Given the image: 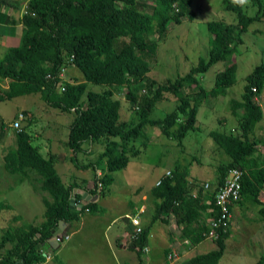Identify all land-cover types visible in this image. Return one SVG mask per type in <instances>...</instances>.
Segmentation results:
<instances>
[{
  "label": "trees",
  "instance_id": "trees-1",
  "mask_svg": "<svg viewBox=\"0 0 264 264\" xmlns=\"http://www.w3.org/2000/svg\"><path fill=\"white\" fill-rule=\"evenodd\" d=\"M145 1L27 0V10L21 19L20 45L8 48L0 58V82L8 81L0 101L39 95L51 108L73 114L66 146L75 155L84 143L103 144L99 160L104 162L105 169L97 178V170L92 168L94 179L91 188L87 189L88 194L98 199L105 196L113 183V174L126 168L129 156L139 154V150L128 146L142 136L145 128L155 127L165 137H170L173 130L178 145L189 131L196 130V115L203 101L224 97L226 90L233 85L236 69L227 65V57L242 44L241 35L248 26L259 20V17H248L243 12V0L228 1L226 9L235 13L236 24L208 22L207 58L200 59L182 77L159 83L148 77L150 68L147 60L157 48V40L152 36L162 38L167 26L180 24L186 13L191 20L194 12L190 7L197 0H153L152 5ZM253 2L259 4L260 0ZM71 56V64L81 74V80L65 82L58 75L62 68L67 67ZM217 63H223L224 68L216 74L213 87L207 91L200 86L197 76ZM244 81L240 100L229 101L230 114L236 119L238 133L209 134L229 158L226 164L217 168L216 185L205 193L198 187L197 193L192 194L197 187L193 183L196 181H189L186 174L170 172L169 176L162 178L150 193L153 215L141 233L132 239L136 253L146 244L150 227L157 221L166 225L170 218L181 228L180 236L187 240L189 246L204 241L203 233L208 229L205 220L215 217L218 211L214 206V195L230 168L243 172L239 198L230 210L235 204L243 206L247 201L259 206L258 213L264 220V202L261 200L264 157L257 150L259 143L251 138L254 126L262 118L256 98L264 86V62L253 68ZM57 83L64 85V91L57 90ZM138 83L146 90L145 95H137L131 90ZM91 86L99 87L100 91L90 90ZM123 88L127 91L125 99L137 106L136 121L120 120L121 102L115 95ZM170 95L177 101L175 110L161 119H151L149 115L155 104ZM4 127L3 124L0 126V132ZM13 136V153L21 158L25 169L21 171L9 163L4 167L9 173L19 176L17 182L27 181L34 191L45 195L41 198L44 211L39 224H22L3 233L0 249L5 243H9L11 248L0 258V264H41L44 256L39 247L52 238L59 221L67 229L85 212L102 214L104 210L96 202H85L77 208L78 194L74 204L69 205L75 185L62 183L55 169L54 156L44 157L39 148L31 146V137L25 128L14 131ZM71 161L77 168H90V164H76V157ZM7 207L0 204V210ZM219 235L214 243L215 250L193 256L182 264H217L224 253L230 228ZM254 264H264V256Z\"/></svg>",
  "mask_w": 264,
  "mask_h": 264
},
{
  "label": "rangeland",
  "instance_id": "rangeland-1",
  "mask_svg": "<svg viewBox=\"0 0 264 264\" xmlns=\"http://www.w3.org/2000/svg\"><path fill=\"white\" fill-rule=\"evenodd\" d=\"M228 1L234 2L235 0H197L190 7V11L194 12L191 20H189V14L186 13L180 24L167 26L162 38L156 39L157 35L152 36L153 40H157V48L155 54L147 60L150 68L148 77L159 83L167 80L173 81L177 77H182L188 73L191 68L197 65L200 59H206L210 39L206 24L208 22H222L226 25L236 24L235 13L226 9ZM243 1V12L248 17L257 16L259 20L253 21L248 26L246 32L241 35L242 44L236 48V52L227 57V65L234 66L236 69L233 85L226 90L224 97L207 98L203 101L196 115V130L189 131L181 140L180 145L175 139L173 130L170 137H165L155 127L145 128L142 136L134 143L129 144L128 147L136 148V150H139V154L134 157L129 156L126 168L113 174L114 182L107 188L105 196L99 199V205L106 210V213L102 216L99 215V217L83 214L80 220L81 223H72L65 232L69 239L63 245L75 243L74 240L78 238L91 244L100 245L99 251L96 252L87 249L82 250L81 248L82 255H79L81 261L98 263L106 256L104 238H108V233L104 234L103 229L112 218L125 212L124 206L132 200L136 190L141 189L142 194L148 195L145 200L146 207L147 209L151 208L152 212L153 198L149 194L154 184L157 181L161 182L160 178H163L166 172H169V175L170 172L172 174H186L187 179L198 182V186L204 183H208L211 187L216 185L217 168L226 164L229 158L223 150L218 148L209 134L211 132L231 133L233 135L238 133L236 119L230 114L229 101L232 99L240 100L245 77L253 68L264 62V17L262 16L264 13V0H260L259 4H254L253 0ZM149 2L153 3V0H149ZM20 42V35L16 36L15 42L0 40V48H2L0 58H2L8 47H17ZM223 68V63H217L212 65L204 74L197 76L200 86L207 91L210 90L214 85L216 74ZM63 78L69 80L70 76L63 73ZM74 81H76L75 78ZM139 84L131 87V90L137 95H145L146 90L142 87L141 89ZM89 89L96 92L100 91L99 87L91 86ZM126 92V88H123L115 95L121 102L120 120L124 122L136 121L137 106L131 105L125 99ZM38 96L26 95L12 100L4 99L0 102V124L3 123L7 132V134L0 132V204L5 205L11 202L15 204L18 210L27 203L31 206L30 212L19 211V214L6 209L0 210V238L4 233L3 231L17 229L19 228L17 226L32 221L34 224H39L42 221L44 210L41 203L42 194L34 191L27 181H22L21 184L17 182L19 176L9 173L2 160V151L7 150L8 144L11 145L10 147L14 145L13 131L8 128V124L12 122L21 109L30 111L36 119L33 123L24 120L23 125L21 124V128H25V131L31 137V146L42 150L45 148L43 137L46 130L44 126L47 121L54 118L46 114H40L39 109L42 110V100ZM257 99L262 111V118L254 126L251 138L259 143L257 150L264 157V86ZM36 100L37 102H35ZM176 105V99L170 95L155 104L149 117L151 119H161L167 113L174 111ZM64 116L61 120L59 119L60 123L67 119L72 122L74 117L73 114L67 113ZM63 131L64 129H62L61 134ZM8 137H10V141H8ZM102 147L104 149V146ZM76 157L79 165L84 163L81 154L78 153ZM91 160L93 163H97L99 170L105 169L103 161L96 158ZM56 168L58 171V166ZM86 174L88 178H92V170L88 169ZM9 181L14 184L12 192L8 191L5 186L9 184ZM258 209L259 206L246 201L240 210H235V215L232 218L234 224L231 235L225 241L224 253L217 264H249L264 256V221L260 217ZM144 212V214H147L146 211ZM12 215H20L21 221L16 223L8 221L9 217H13ZM152 215L148 216L147 221L151 219ZM159 223L157 221L152 225L153 228L150 227L151 235L146 244L147 247L150 246L152 264H158L161 260L159 248L154 245L155 234L164 238V235L159 231ZM172 225H174L173 222ZM79 227V232L75 234V230ZM107 243L111 249L116 250L112 241ZM214 248L211 241H206V243L198 246L196 250H192L188 257L213 251ZM64 253L67 256H72L69 250ZM84 253L90 254L88 257H84ZM126 254L134 258L137 264V253L127 251Z\"/></svg>",
  "mask_w": 264,
  "mask_h": 264
},
{
  "label": "crops",
  "instance_id": "crops-1",
  "mask_svg": "<svg viewBox=\"0 0 264 264\" xmlns=\"http://www.w3.org/2000/svg\"><path fill=\"white\" fill-rule=\"evenodd\" d=\"M145 3L147 5L153 4L149 2L148 0H146ZM24 11H25L24 5L22 3H12L10 0H0V40L1 41H5V42H15L16 41V36L20 35L21 19L24 15L23 14ZM1 52H2V48H0V54ZM64 73H67L70 76V79L68 78L69 80H65L63 78L64 81L66 82L68 81L74 82V78L76 81L81 80V75L74 66H68ZM7 85H8L7 80L0 82V86L1 88H3V90L7 88ZM256 101L258 102V99ZM35 102H37V100ZM41 109L42 110L39 109L40 114H46L48 116L53 117L54 119H52L53 121L49 120L45 123L46 125L44 126V128L46 132L44 133V137H43L44 142H45V148L43 150L40 148L39 149L40 153L44 157H47L49 155L54 156L55 169L57 171L56 166H58L57 174L59 175L62 183L65 186L75 185L73 189L82 190L83 192H87V189L91 188L92 182L94 179V173H93L92 168L95 167V170H97L96 173L97 172L100 173L101 171L97 167V163H93L91 159L92 158L99 159V156L103 150V147H102L103 144H101V142L94 143V144L90 142L84 143L81 146V150L78 153L81 154V157L84 161V163H82L81 165L90 164V168H87V169L77 168L75 164H73V162L71 161V158H75L78 153L76 155L73 154L71 150L68 149V147L66 146V142L68 139L69 126L71 124V121L68 119L67 120L65 119L66 121H64L63 123H60L61 118L65 117L64 116L65 113L59 112L58 110L51 108L43 100H42ZM19 116H22V120L20 121V126L24 120L29 121V123H33L34 121H36L34 115L30 111L21 109L18 112L17 116L13 118L12 122H14ZM11 123L8 124V128H10L9 125ZM2 124H0V126ZM62 129H64V131L61 134ZM3 133L7 134L5 127L3 129ZM7 139L8 141H10V137H8ZM7 146H8L6 147L7 150L2 151L3 153L2 160L4 164L5 163L13 164L14 166L18 167L21 171H23L25 169V164L19 156L14 155L13 153L14 145L10 147L11 145L8 144ZM94 149H96V151H94ZM75 163L78 164V160ZM88 169L92 170V178L87 177L86 172L88 171ZM164 177L165 175L163 176V178ZM113 182H114V177H113ZM157 182L154 184V187L158 186ZM193 183H195L197 187L192 193L194 194L197 193L198 187H200L201 190H203V188L201 187L203 184H201V186H198L197 184L198 182H193ZM13 185L14 184L10 183L9 181V184L5 186L8 189V191L12 192ZM43 196L45 195L42 194L41 198ZM261 196H262L261 197L262 199L261 198L260 199L264 202V188L261 190ZM147 197H148L147 194L144 195V193L143 194L141 193V189L136 190L134 192V197L132 198V200L130 202H127V204L124 206L125 212L122 213L118 217L112 218L111 221L107 224V226L103 229L104 234L108 233V238L107 237L104 238L106 242L107 253H106V256L102 258L101 262H98V263L83 262L79 259V257L82 255V252L80 251L81 248L82 250L87 249L88 251L96 252V251H99L100 245L91 244L85 240H81L78 238L74 240L75 243L72 242L71 244H64V245L61 244V245L55 246V248L52 247L53 248L52 258L50 260H46V261L44 260L41 264H136L135 259L130 257L129 254H126L127 251L135 252L136 254V251L132 248L133 243H132V237H131L133 235L135 228L131 226L128 218L131 216H138L140 226L142 228H145L147 226L148 216H150L153 213V205H152V212H151V208L147 209L146 207L147 204L145 200L147 199ZM95 202L100 208L104 210L103 213L102 214H90L89 212H85L84 214H89L92 217H99V215L102 216L106 213V210L102 206L99 205V199H97ZM76 203L78 206L84 205V201L82 200L81 197H80V200H78ZM152 204H153V201H152ZM5 205L8 206L7 208H9V209L5 208L6 210L14 212L15 214H19V211H22V212L31 211V206L28 203L24 205L20 210H18L15 204L11 202H8ZM240 208L241 206H239L238 204L234 205L232 209L233 217L235 215V210L237 209L240 210ZM144 211H146L147 214H144L145 213ZM12 216L13 217H9L8 221L15 222V223L17 221H21L20 215H12ZM81 217L79 218V221L77 222L81 223L80 221ZM119 217H121V219H119ZM124 218H126L125 221H124ZM172 222L174 225H172ZM31 223L34 224L33 221ZM233 224L234 222L232 220L231 225H230V235H231V229L233 227ZM158 225H160L159 231L164 235V238H161L157 234L154 235V245L155 247L159 248V252L161 254V260L159 261L158 264H164L166 252L169 250L171 246H174L176 250H178V254H179L178 264H182L183 262L189 259L188 256L192 250H196L198 246H200L203 243H206L207 241V240H204L196 246H189L187 242L181 238L180 236L181 228L175 224L172 218L168 220V223L166 225L161 224V223H159ZM20 226L22 225H19L17 227H20ZM69 228L66 229V225H64V230L66 229L65 232H67ZM151 228H153V226ZM79 229L80 227L75 230V234L79 232ZM150 235H151V230H149L147 234L146 244H147V241ZM108 241L110 242L112 241L116 250H113L108 246V243H107ZM212 244L215 247V244L214 243ZM42 247H45V248L42 249ZM48 247H50V243L49 244L44 243V245L42 244L40 246V248L42 249L41 252L44 254L49 253L50 250ZM10 248H11V245L9 243H5L3 245V248L0 249V258L3 255H5V252L9 250ZM148 248H149V251L146 253L143 251H138V253L136 254L137 264H152L150 246ZM215 248L213 250H215ZM67 250L70 251L72 256H67L64 253ZM89 254L84 253V257H88ZM255 262H256V259L249 264H254Z\"/></svg>",
  "mask_w": 264,
  "mask_h": 264
},
{
  "label": "built area",
  "instance_id": "built-area-1",
  "mask_svg": "<svg viewBox=\"0 0 264 264\" xmlns=\"http://www.w3.org/2000/svg\"><path fill=\"white\" fill-rule=\"evenodd\" d=\"M13 3H22L24 5V13H26L27 9V0H10ZM73 61V57H69L67 60V66H69ZM66 67L62 68L59 73V78H62L63 73L65 72ZM47 78H51L49 75H47ZM57 87V90L59 92L64 91V85L62 83L55 84ZM254 91V90H253ZM22 119V116H19L11 125L10 127L15 131H20V121ZM169 175V172H166L165 177ZM243 176V172L237 168H230L227 171L226 177L223 181V184L218 187V189L215 192L214 195V206L218 208V211L213 218H209L205 220V224L208 227L207 232L203 233V237L206 240H210L212 242H215L219 238V233H225L226 230L231 225V219H232V211L230 210L231 206L237 201L239 198V192L241 189V178ZM100 177V174L97 173V178ZM160 184V181L157 182V185ZM98 187H101V184L98 182ZM202 192L205 193V191H209L210 187L207 183L202 185ZM87 211V210H86ZM131 225L135 228L133 235L131 236L132 239H135L142 231L138 216H133L130 218ZM69 239V236L66 234L60 233L55 235L52 240L58 245L63 244L65 241ZM49 244L48 242H45ZM42 245V244H41ZM44 245V243H43ZM45 247H42V249ZM49 253L44 255V260H50L52 258V252L53 249L50 247ZM39 248V250H42ZM143 252H148L149 248L147 246H144L142 248ZM179 260V254L178 251L174 246H171L169 248V251L165 255L164 264H177Z\"/></svg>",
  "mask_w": 264,
  "mask_h": 264
},
{
  "label": "water",
  "instance_id": "water-1",
  "mask_svg": "<svg viewBox=\"0 0 264 264\" xmlns=\"http://www.w3.org/2000/svg\"><path fill=\"white\" fill-rule=\"evenodd\" d=\"M80 195L82 199H84L85 201L88 202H95L97 200V196H91L90 194H88L87 192H83L82 190H76V189H72L71 191V198L69 200V205H73L74 204V200H75V195ZM79 207V206H78ZM126 218H124L125 221ZM64 223L62 221L58 222L57 227L55 228V230L52 232V235H57L58 233H60L63 229H64ZM37 236H39V234H37ZM50 245L55 248L56 243L54 241H50L49 242Z\"/></svg>",
  "mask_w": 264,
  "mask_h": 264
},
{
  "label": "clouds",
  "instance_id": "clouds-1",
  "mask_svg": "<svg viewBox=\"0 0 264 264\" xmlns=\"http://www.w3.org/2000/svg\"><path fill=\"white\" fill-rule=\"evenodd\" d=\"M12 3H13V2H12ZM26 10H27V9H26ZM69 66H72V64H70ZM67 67H68V66H67ZM67 67H66V68H67ZM61 79L64 81V79H63V75H62V78H61ZM65 82H66V81H65ZM4 90H5V89H4ZM4 90H3V88H1V86H0V96H3V92H4ZM256 100H257V98H256ZM257 103H258V102H257ZM21 120H22V119H21ZM12 123H13V122H12ZM12 123H11V124H12ZM11 124H10V125H11ZM10 125H9V126H10ZM10 128H11V127H10ZM11 129H12V128H11ZM20 129H21V126H20ZM12 131L14 132L13 129H12ZM97 173H98V172H97ZM97 173H96V176H97ZM99 174H100V173H99ZM168 176H169V175H168ZM204 184H205V183H204ZM207 184H208V183H207ZM208 185H209V184H208ZM201 187H202V186H201ZM209 187H210V189H213V187H211L210 185H209ZM87 193H88V192H87ZM192 194H194V193H192ZM80 197H81V196H80ZM97 199H98V198H97ZM82 200L84 201V203H85V202H88V201H85L84 199H82ZM79 207H80V206H79ZM85 211H86V210H85ZM131 217H133V216H131ZM131 217L128 218V219H129V222H130V218H131ZM232 217H233V215H232ZM231 222H232V219H231ZM130 224H131V223H130ZM131 226H132V225H131ZM132 227H133V226H132ZM229 228H230V227H229ZM229 228H228V229H229ZM141 229H143V228L141 227ZM63 230H64V229H63ZM63 230H62L60 233L65 234V232H64ZM134 230H135V229H134ZM60 233H58V234H60ZM133 233H134V232H133ZM66 235H67V234H66ZM54 236H55V235H54ZM54 236L52 235V238H53ZM52 238L49 239V240L46 241V242L49 243L50 241H53ZM205 240H206V239H205ZM185 241L187 242L186 239H185ZM207 241H210V240H207ZM211 242H212V241H211ZM44 243H45V242H44ZM64 243H65V242H64ZM212 243H215V242H212ZM187 244H188V242H187ZM60 245H61V244H60ZM40 246H41V245H40ZM50 246H51V245H50ZM56 246H57V244H56ZM144 246H146V245H144ZM144 246H143V247H144ZM39 248H40V247H39ZM51 248H52V246H51ZM52 249H53V248H52ZM141 251H143V250H141ZM168 251H169V250H168ZM168 251H167V252H168ZM177 251H178V250H177ZM40 252H41V251H40ZM167 252H166V253H167ZM41 253H42V252H41ZM42 254H43V256L45 255L44 253H42ZM177 264H178V262H177Z\"/></svg>",
  "mask_w": 264,
  "mask_h": 264
}]
</instances>
